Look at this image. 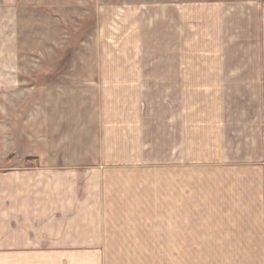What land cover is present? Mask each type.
Returning a JSON list of instances; mask_svg holds the SVG:
<instances>
[{
    "label": "crops",
    "instance_id": "crops-1",
    "mask_svg": "<svg viewBox=\"0 0 264 264\" xmlns=\"http://www.w3.org/2000/svg\"><path fill=\"white\" fill-rule=\"evenodd\" d=\"M146 9L128 35L134 53L112 71L82 66L38 98L37 133L30 108L15 128V97L0 96V153L17 137L23 158L19 170L0 160V264H141L112 250L142 248L159 232L182 256L151 264H207L188 249L264 250V0ZM164 162L166 180L147 185L110 173Z\"/></svg>",
    "mask_w": 264,
    "mask_h": 264
},
{
    "label": "rangeland",
    "instance_id": "rangeland-1",
    "mask_svg": "<svg viewBox=\"0 0 264 264\" xmlns=\"http://www.w3.org/2000/svg\"><path fill=\"white\" fill-rule=\"evenodd\" d=\"M199 1L202 0H11L8 4L6 0H0V96L9 94L15 97L13 110L15 128L26 122L28 116H23L22 112L29 107L31 128H34L31 133L38 132L37 118L40 111L38 98L54 96L57 80L60 83L62 78L65 84L69 79H77L76 76L83 72L81 67L86 65L106 71L111 68L112 71L113 66L119 64L120 59H125L120 55L129 51L134 53L137 43L128 40L130 39L128 35L133 36L137 31L136 27L139 26L140 21L136 18L140 16V12L150 6L162 8L168 4L182 5L183 2ZM130 59L128 56V62L131 61ZM66 76L68 78L63 79ZM7 84H14V89L5 86L3 88L2 85ZM61 85L60 83L59 86ZM109 90L110 93L118 92L113 87L107 88V92ZM26 98L32 103L24 105L23 100ZM109 101L112 104L111 109L114 105L118 108L120 103L118 100L114 104L113 98ZM2 123L5 124L3 119H0V124ZM21 127L15 131L16 135L22 133ZM16 138L12 139L14 141L12 151L7 154L0 153V160H13L15 164L12 168L19 170L22 168L20 162L23 158L20 151L21 142ZM36 138L37 136L34 139ZM32 152L36 153L37 150ZM24 159L25 162H30L31 167L35 166L34 161L38 160L35 154ZM120 170L126 171L121 173L123 175H135L136 180L141 176L144 185H147L148 182L156 179L165 181L170 169L165 162L157 167L144 163L142 167L135 165L125 170L111 169L113 179L117 180L121 177L119 173L114 174ZM157 171L158 173L155 174ZM115 189L125 192L123 186L119 188L117 185ZM134 189L148 196L151 193L150 189L143 185H136ZM161 196L157 206L160 212L165 210L166 205L165 196ZM152 205L156 207L157 204L143 203V209H151ZM150 225V221L143 224L145 229ZM150 239L143 242L142 248L120 251L113 249L112 252L114 251L115 254L118 252L119 255L116 254L118 260H141V264H151V260H167L172 257L173 251L177 257L175 260L182 256V249L166 248L165 233L159 232L157 242ZM200 252L203 255L199 254ZM184 255L188 260L190 258L207 260V264H229L228 260H231V264H258V260H260L259 264H264V250L247 248L188 249L184 251ZM227 256L229 259L223 260ZM249 257L255 260L251 261Z\"/></svg>",
    "mask_w": 264,
    "mask_h": 264
}]
</instances>
